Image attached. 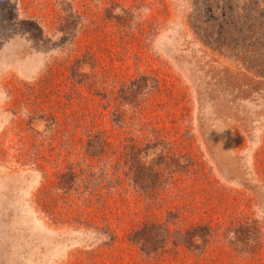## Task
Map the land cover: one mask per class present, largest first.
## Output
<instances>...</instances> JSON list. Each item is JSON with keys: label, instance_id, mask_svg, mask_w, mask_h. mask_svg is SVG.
<instances>
[{"label": "rangeland", "instance_id": "374dc122", "mask_svg": "<svg viewBox=\"0 0 264 264\" xmlns=\"http://www.w3.org/2000/svg\"><path fill=\"white\" fill-rule=\"evenodd\" d=\"M86 50L87 85L69 70ZM141 72L159 87L126 106L119 128L97 90L116 98ZM143 126L191 159L155 211L118 163ZM93 132L109 138L99 158L85 150ZM73 166L95 176L72 187L62 175ZM175 207L174 229L213 227L203 256L183 247L162 261L128 240ZM107 215L111 244L99 228ZM201 261L264 264V0H0V264Z\"/></svg>", "mask_w": 264, "mask_h": 264}, {"label": "trees", "instance_id": "16d2710c", "mask_svg": "<svg viewBox=\"0 0 264 264\" xmlns=\"http://www.w3.org/2000/svg\"><path fill=\"white\" fill-rule=\"evenodd\" d=\"M85 62L95 64L91 51L86 50L81 58L70 65L69 70L74 80L87 85L90 84V81L86 78L87 74H78V71L84 72L81 68ZM101 77L104 80L102 85H104L107 76L104 75L103 78L102 74ZM113 80L111 79V81ZM159 84L158 77L151 73L141 72L139 75L121 83L116 98L106 97L107 89L106 91L97 90V93L103 97L102 99L107 100L108 106L112 108V123L121 128L127 120L128 111L126 106L143 103V101H146L145 97L148 98L149 94L159 87ZM137 131L136 135L127 136L123 143L124 146H119L121 151L119 152L120 160L118 163L123 169L124 177L128 179V185H131L142 196L147 209L152 208V211H155L158 208H163L161 203L167 196L165 192L168 188L174 186L175 176L184 170V172H188L187 167H189L191 159L188 151L182 150L178 153V150L175 149L177 143L172 141L171 137L163 135L159 131H153L152 134L146 135L145 126ZM186 133L190 134L189 131ZM109 145L108 137L104 136L103 133L93 132L85 143L86 154L91 158L102 157L106 154ZM68 175L70 181L74 183H69L65 179ZM94 176L95 173L93 174L90 170L80 169L79 172L78 168L73 166L68 173L62 175V179L73 187L78 180L88 184ZM123 179L121 176L118 177L121 182ZM84 194L86 196V193ZM95 194L98 193L92 189L87 191V195L91 197H94ZM89 205H91L90 197L87 200V206L89 207ZM182 216L180 207L169 208L166 211L164 221L158 218L145 220L132 228L128 234V240L136 245L144 255L156 257L162 261H165L167 255H171V253L175 256L179 255L180 249L183 247L189 251H194L198 256H203L212 245L215 235L213 227L206 223H197L187 229H174L171 224L181 220ZM104 220L106 221L105 225L99 228L102 229L100 231L105 235V243L111 244L119 238L117 227L110 215H107ZM237 225L239 226L238 223ZM250 228L249 226L240 230L245 231L247 234ZM237 230L238 228H236V232ZM203 263L205 261H201V264Z\"/></svg>", "mask_w": 264, "mask_h": 264}]
</instances>
